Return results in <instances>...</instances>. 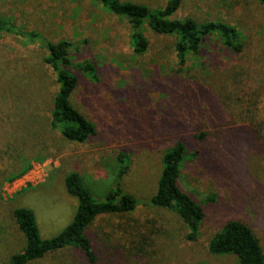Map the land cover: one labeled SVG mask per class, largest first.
Masks as SVG:
<instances>
[{"label": "rangeland", "instance_id": "obj_1", "mask_svg": "<svg viewBox=\"0 0 264 264\" xmlns=\"http://www.w3.org/2000/svg\"><path fill=\"white\" fill-rule=\"evenodd\" d=\"M162 9L167 0H118ZM0 16L36 38L0 30V264L25 247L12 217L33 211L39 237L58 235L74 218L66 190L79 174L94 199L113 188L116 154L126 151L122 181L138 205L126 215L96 218L88 235L104 255L97 264H239L212 255L210 239L230 220L248 225L264 252V5L257 0H183L173 19L233 27L241 50L217 34L180 65L176 38L144 26L147 51L132 52L127 20L95 0H0ZM69 41L73 61L96 69L77 79L71 105L95 126L84 143L65 140L51 125L56 76L46 65L47 42ZM185 146L179 187L204 211L195 241L176 215L148 204L164 152ZM33 167L42 180L22 189L9 183ZM22 184V182H21ZM119 251L117 261L110 256ZM48 257L80 255L70 247Z\"/></svg>", "mask_w": 264, "mask_h": 264}, {"label": "trees", "instance_id": "obj_2", "mask_svg": "<svg viewBox=\"0 0 264 264\" xmlns=\"http://www.w3.org/2000/svg\"><path fill=\"white\" fill-rule=\"evenodd\" d=\"M109 13L121 17L130 24L128 37L134 54L147 51L148 43L143 29L148 26L160 35L176 38L175 52L180 65L186 62L188 54L197 55L203 41L217 34L223 44L233 52L241 50L236 30L220 22L196 23L192 19L178 20L172 17L179 10L183 0H167L162 9L150 11L146 6L118 0H95ZM264 5V0H257ZM0 30L25 37L36 38L33 32H24L15 28L10 21L0 16ZM46 65L56 76L57 91L50 113L51 125L67 141L84 143L95 135V126L70 103V96L77 87L78 79L69 68L94 78L96 69L88 61L74 62L71 56L72 44L66 40L47 42ZM185 157V146L177 142L166 150L162 156V169L157 180L154 195L148 204L157 209L166 210L178 216L188 229L187 240L195 241L200 224L204 218L202 206L185 193L178 184L181 165ZM130 170V156L126 151L116 154L113 188L105 195L104 200L94 199L76 172L68 173L64 178L67 192L77 199V208L71 223L58 235L50 239H41L35 215L27 208H16L12 217L16 226L25 238V247L12 255L6 264H27L42 258L48 253L63 248H73L88 264H97L100 255H104L97 244L88 235L93 221L101 216L126 215L135 211L137 199L126 193L122 181ZM210 254L232 255L239 264H264V252L252 229L238 220L227 221L208 242ZM120 252L115 251L110 258L117 261ZM121 255V254H120Z\"/></svg>", "mask_w": 264, "mask_h": 264}, {"label": "built area", "instance_id": "obj_3", "mask_svg": "<svg viewBox=\"0 0 264 264\" xmlns=\"http://www.w3.org/2000/svg\"><path fill=\"white\" fill-rule=\"evenodd\" d=\"M38 169H39V167H37V168L33 167L29 172L26 173L25 176L11 181L9 183V188L10 189L16 188L18 191V190L22 189L23 187H25L26 185L33 186V185L38 184L42 180L40 177L37 176L36 172H38ZM21 182H22V184H21Z\"/></svg>", "mask_w": 264, "mask_h": 264}, {"label": "crops", "instance_id": "obj_4", "mask_svg": "<svg viewBox=\"0 0 264 264\" xmlns=\"http://www.w3.org/2000/svg\"><path fill=\"white\" fill-rule=\"evenodd\" d=\"M60 251V250H59ZM49 254V253H48ZM46 254L42 258L33 260L27 264H88L83 258L74 257H48Z\"/></svg>", "mask_w": 264, "mask_h": 264}]
</instances>
